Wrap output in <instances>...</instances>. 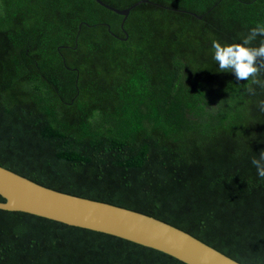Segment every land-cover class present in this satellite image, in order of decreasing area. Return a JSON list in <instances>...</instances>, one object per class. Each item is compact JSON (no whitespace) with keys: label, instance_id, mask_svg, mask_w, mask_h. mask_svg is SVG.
Here are the masks:
<instances>
[{"label":"trees","instance_id":"trees-1","mask_svg":"<svg viewBox=\"0 0 264 264\" xmlns=\"http://www.w3.org/2000/svg\"><path fill=\"white\" fill-rule=\"evenodd\" d=\"M121 18L95 0H0V165L264 264V179L251 164L264 88L249 95L212 48L264 24V0H146ZM0 264L187 263L0 208Z\"/></svg>","mask_w":264,"mask_h":264},{"label":"water","instance_id":"water-1","mask_svg":"<svg viewBox=\"0 0 264 264\" xmlns=\"http://www.w3.org/2000/svg\"><path fill=\"white\" fill-rule=\"evenodd\" d=\"M102 6L122 15L141 1L117 8ZM200 17V15H196ZM0 208L22 210L67 224L86 227L149 246L187 264H242L192 234L146 213L106 201L56 190L0 165Z\"/></svg>","mask_w":264,"mask_h":264},{"label":"clouds","instance_id":"clouds-1","mask_svg":"<svg viewBox=\"0 0 264 264\" xmlns=\"http://www.w3.org/2000/svg\"><path fill=\"white\" fill-rule=\"evenodd\" d=\"M258 37L259 45L253 46ZM212 48L220 72H232L238 81H251L245 89L249 95H255L254 85L264 88V79L259 78L264 72V24L258 23L249 29L239 43L222 45L213 40ZM258 106L264 112V100ZM251 164L256 168L257 176L264 179V151L258 158L253 157Z\"/></svg>","mask_w":264,"mask_h":264}]
</instances>
